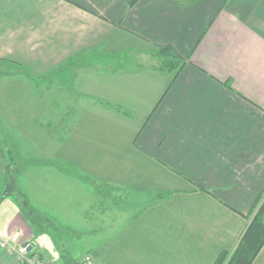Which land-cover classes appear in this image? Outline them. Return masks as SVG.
I'll list each match as a JSON object with an SVG mask.
<instances>
[{
	"label": "crops",
	"instance_id": "obj_1",
	"mask_svg": "<svg viewBox=\"0 0 264 264\" xmlns=\"http://www.w3.org/2000/svg\"><path fill=\"white\" fill-rule=\"evenodd\" d=\"M169 46L178 73L153 69ZM0 58L22 69L0 75V127L41 161L23 174L59 178L32 181L43 208L27 216L0 161V238L60 264H214L236 247L264 191V0H0ZM52 75L74 79L58 108L37 91ZM102 184L173 195L112 233L85 229L76 256L49 209ZM0 264L23 263L0 247Z\"/></svg>",
	"mask_w": 264,
	"mask_h": 264
},
{
	"label": "rangeland",
	"instance_id": "obj_2",
	"mask_svg": "<svg viewBox=\"0 0 264 264\" xmlns=\"http://www.w3.org/2000/svg\"><path fill=\"white\" fill-rule=\"evenodd\" d=\"M54 78H52V80L50 81V79H46V80H38L36 81L40 86H39V90H37L39 93L41 91L45 92V97L44 99L47 102H53L55 104V106L58 108L57 105H62L64 103H70V98L71 97H65L63 96H54L55 93H59V91L57 90L61 85H63L65 82L69 81V77L67 78V76H63L64 80L61 78V76H59V78H61V83H58V79L55 78L56 75H52ZM69 76V75H68ZM65 77H66V81H65ZM55 79V80H54ZM69 84V83H68ZM67 84V85H68ZM71 85V84H70ZM43 93H41L40 95L42 96ZM31 100V98H29ZM75 100V97L73 98V102ZM72 102V101H71ZM74 104V103H72ZM58 110H56V112H53L52 115L56 116L58 113L59 114H63L62 112H57ZM59 122V121H58ZM56 118L53 119V122H51L50 124L47 125V130L52 131L54 130V132L58 131V123ZM46 126V123H45ZM45 130V127L43 128ZM2 129L0 127V151H2V149H9V142L8 141H2L4 140V138H7V136L3 133H1ZM15 151H17V149H15ZM21 152V151H20ZM26 154V155H25ZM28 153H21L20 157L16 156L15 154V160L13 159V157H11L8 153L6 154H2V152H0V161H1V167L2 170H4V175H5V182H4V195L5 196H11L15 201H17V198L19 199V197H17V195H13V191L14 190H19L22 192L23 196L26 197L27 203L24 204V200H23V208H24V212L27 216H32V209L35 206L36 208L38 207H42V205L39 203V199L40 196L42 195V193L39 192H35L32 193L29 188H31V184L33 180H36V183H39L41 181H44V179L41 178H37L38 174H31V176L29 177V183L27 181V176H24V174L22 173L21 175L18 176V172L19 169L21 168V164L22 166L24 165L25 168H31L34 169L33 167L38 165L39 163H41V161H37V159H35V156L32 155V159L31 157H29L27 155ZM32 154V153H30ZM6 155V156H3ZM27 158H26V157ZM24 157L25 159L21 158ZM31 158V159H30ZM21 159V160H20ZM45 162V161H43ZM15 163H20L19 165H16ZM35 163H37L36 165H34ZM11 165V166H10ZM16 166V167H15ZM29 166V167H28ZM10 167H14V172H11V174L9 173V168ZM26 172V171H25ZM45 172H41V174H44ZM45 181L48 182V184H57V182L59 181V178L56 176H49L47 178H45ZM44 181V182H45ZM46 182V183H47ZM34 183V181H33ZM126 191V192H124ZM21 192H17V193H21ZM102 192V194H106L109 193L111 194V196L114 194L116 198L119 199V202L117 200H113V198H103L101 197L100 193ZM112 191L111 189L107 190V188L101 187L99 186H89L87 187V189L84 191L83 188L78 187L77 190L75 191L74 189L71 190V195L72 198H70V200L73 202L74 199L77 200L78 202V207L76 208H69V207H62L60 210H55L54 207L50 208L49 211H55L57 214H53L51 215V217L54 219L52 225H48V227L50 228L52 234H56L57 238L59 236H62L61 240L63 241L64 244H66L72 248V253L75 254L77 256V253L80 254L81 256L83 255L84 250L86 249V232L85 229H92L94 228L95 230L100 231L99 234H102V231H107L109 230L110 233L114 232L115 230H117L118 227H127L128 222H130V220H133L134 218H140L145 214V211L149 208H151L152 206H150L149 208H145L143 207L142 209V213H139L141 211L142 208V203L145 200V198L147 197L148 193H152V192H145V193H136L133 190L130 189H126L123 191ZM145 195V196H144ZM113 196V197H114ZM74 198V199H73ZM116 201V202H115ZM138 201H142L141 206L136 207L134 206V202H138ZM262 201H264V195H263V199ZM163 202V201H162ZM128 204L127 207L126 204ZM18 205V203H16ZM2 205H4L2 203ZM2 205H0V207H2ZM19 207V205H18ZM126 208V209H125ZM44 212V211H43ZM48 212V211H46ZM93 217H95V219H93ZM102 221H105V224L108 222V226H106L104 223V225L102 223H100ZM40 226V225H39ZM76 228V229H75ZM71 235L72 239L69 241L68 240V236ZM77 239V241L72 242L74 239ZM78 245V246H76ZM88 259H90V257H88ZM51 262L53 264H60L58 263V261H54L55 259H53L51 257ZM57 260V259H56ZM87 260V258H86ZM85 260V261H86Z\"/></svg>",
	"mask_w": 264,
	"mask_h": 264
},
{
	"label": "trees",
	"instance_id": "obj_3",
	"mask_svg": "<svg viewBox=\"0 0 264 264\" xmlns=\"http://www.w3.org/2000/svg\"><path fill=\"white\" fill-rule=\"evenodd\" d=\"M131 1H133V0H131ZM152 55L157 58V65L153 66V69L156 71L178 73L185 65V60L182 59L179 55H177L170 46L165 47V48H158ZM78 63H79L78 61H76V62L71 61L67 64V66H70L71 64L76 65ZM19 71H22V69L17 67V65H14V63L11 62L9 59L0 58V75L1 74H12V73H16ZM61 76H62V78H63V76H67V78L69 77L70 80L68 82L66 81V77H65V81H66L65 83H69V85L71 84L70 87L73 85L74 79L72 77H70V75L69 76L68 75H61ZM51 80L52 79H50V81ZM61 80L62 79L60 78L57 82L61 83ZM63 80H64V78H63ZM71 91H72V89H71ZM78 97H81L80 94L78 95ZM1 133H2V131H1ZM7 140H8L7 138H4V140H1V142L2 141L5 142ZM8 145H9L8 150L2 149V151H0V152H2V154L8 153L14 159L15 154H17V153L14 150V146L11 144L10 141H9ZM3 156H6V155H3ZM15 164L19 165L20 163H15ZM13 168H11V167L9 168L10 174H11V172H14ZM26 170H27V168H25V166L24 165L22 166V164H21V168L19 169L17 178L19 175L24 173ZM4 177H5V175H4ZM100 186L107 188V190L111 189L113 192L115 190H118L120 192L125 190L121 187H117V186L109 185V184H102ZM17 192H21V191H19V190L13 191V193H14L13 195L14 196L17 195V197H19V199L17 198V201H15V202L18 203L19 208L22 210L23 213H25L24 208H23V200H24V204H26L27 203L26 197L23 196L22 192L20 194ZM124 192H126V191H124ZM100 195L103 198H105V197L111 198L112 197L113 200H117L119 202V199L114 196V195H116L115 192L112 196L109 193L102 194V192L100 193ZM172 195H173V193L167 192V191H157V192L148 193L147 197L145 198L143 203H142V201H138V202H134L133 205L136 207H139V206H141V203H142V208H141V211L139 212V213H142L143 207L149 208L152 205H155L159 202H162V201H165V200L171 198ZM263 195H264V191L261 193V196H260L257 204L255 205L254 209L252 210V213L249 217L250 222H249L246 230L242 234L241 238L239 239L236 247L231 251H227V250L222 251L220 253V255L217 257V259L215 260L214 264H252L253 263V261L255 260L257 255L259 254L261 248L264 246V201H262ZM128 204H130V203H127L126 206ZM130 206H127V207H130ZM33 216L36 217L38 219V221H41V220L43 221L42 214L34 212Z\"/></svg>",
	"mask_w": 264,
	"mask_h": 264
},
{
	"label": "built area",
	"instance_id": "obj_4",
	"mask_svg": "<svg viewBox=\"0 0 264 264\" xmlns=\"http://www.w3.org/2000/svg\"><path fill=\"white\" fill-rule=\"evenodd\" d=\"M0 247L6 249L11 254L16 256L18 260L23 264H52L49 261L45 260L39 255L33 253V244L27 242L25 244L12 243L5 239L0 238ZM86 264H94L92 259L85 261Z\"/></svg>",
	"mask_w": 264,
	"mask_h": 264
}]
</instances>
